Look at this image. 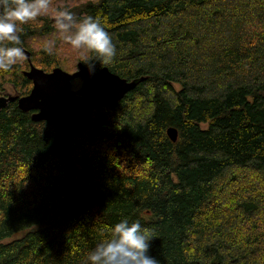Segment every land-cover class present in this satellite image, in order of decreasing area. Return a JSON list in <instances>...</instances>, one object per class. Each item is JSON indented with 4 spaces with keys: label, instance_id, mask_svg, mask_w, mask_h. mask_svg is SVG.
<instances>
[{
    "label": "trees",
    "instance_id": "16d2710c",
    "mask_svg": "<svg viewBox=\"0 0 264 264\" xmlns=\"http://www.w3.org/2000/svg\"><path fill=\"white\" fill-rule=\"evenodd\" d=\"M70 6L107 17L117 54L98 71L143 80L67 137L16 103L0 110V264H87L122 218L149 229L159 264H264V0ZM51 17L23 26L22 47L69 72ZM39 36L54 54L28 46ZM22 66L0 73L20 97Z\"/></svg>",
    "mask_w": 264,
    "mask_h": 264
},
{
    "label": "clouds",
    "instance_id": "9594fccd",
    "mask_svg": "<svg viewBox=\"0 0 264 264\" xmlns=\"http://www.w3.org/2000/svg\"><path fill=\"white\" fill-rule=\"evenodd\" d=\"M49 14L54 17L55 35L88 54L82 64L90 77L114 60L117 49L107 30L106 16L97 13L78 18L67 7L53 8L52 0H0V73L11 72L25 58L23 26ZM56 43L55 39H47L43 50L54 54ZM152 238L139 220L122 218L111 227L109 237L89 251L87 264H159L149 254Z\"/></svg>",
    "mask_w": 264,
    "mask_h": 264
},
{
    "label": "water",
    "instance_id": "95a60500",
    "mask_svg": "<svg viewBox=\"0 0 264 264\" xmlns=\"http://www.w3.org/2000/svg\"><path fill=\"white\" fill-rule=\"evenodd\" d=\"M25 57L29 68L23 76L31 82L30 92L21 97L17 94L0 95V110L16 103L20 112L30 113L32 122L49 123L63 137L75 133L97 104L119 102L143 80L127 81L106 67L90 77L81 62L77 63L72 73L59 67L45 72L32 64L28 52H25ZM75 80L81 82L77 90L71 89ZM167 136L171 142L177 141V132L173 128L167 129Z\"/></svg>",
    "mask_w": 264,
    "mask_h": 264
},
{
    "label": "rangeland",
    "instance_id": "374dc122",
    "mask_svg": "<svg viewBox=\"0 0 264 264\" xmlns=\"http://www.w3.org/2000/svg\"><path fill=\"white\" fill-rule=\"evenodd\" d=\"M63 1H64V3L66 2V0H52V5H54L56 3V6H59V8H60ZM67 1L71 2V6H75L76 1L82 2L83 0H67ZM40 24H41V22H40V17H39L36 21H34V25L37 28V27H39ZM53 33H54V31H52L50 35H53ZM45 41H46V39L44 38V36H39L33 41L30 40L28 42V46H31L33 49H40L42 46H44ZM79 51L80 50L73 49L71 46H69L65 42L63 43L61 48L58 49V53L60 55L61 63L64 65V67L66 69H67V67L72 68L69 72H74L76 70V65L78 63ZM24 69H26V68H24V66H22V70H24ZM27 69H28V67H27ZM78 81H80V80H78ZM80 85H81V82L79 84H76V85L74 84V85H72V89L77 90L78 88H80ZM0 90H1L0 94L1 93L2 94H6V93L16 94L15 91L13 90L12 86L7 84V83L4 84V82H0Z\"/></svg>",
    "mask_w": 264,
    "mask_h": 264
},
{
    "label": "flooded vegetation",
    "instance_id": "af4514ba",
    "mask_svg": "<svg viewBox=\"0 0 264 264\" xmlns=\"http://www.w3.org/2000/svg\"><path fill=\"white\" fill-rule=\"evenodd\" d=\"M50 21H51L52 23H54V17H52V18L50 19ZM28 68H29V67H28ZM27 70H28V69H27ZM24 71H25V70H24ZM24 71H23V72H24ZM23 72H22V73H23ZM1 94H2V93H1ZM1 94H0V95H1ZM8 94H9V93L2 94V95H8ZM12 95H13V94H12ZM14 95H15V94H14Z\"/></svg>",
    "mask_w": 264,
    "mask_h": 264
}]
</instances>
